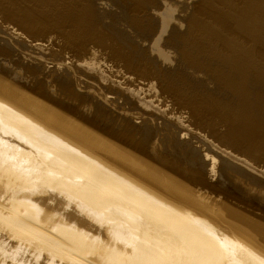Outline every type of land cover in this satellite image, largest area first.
Instances as JSON below:
<instances>
[{"label":"rangeland","instance_id":"1","mask_svg":"<svg viewBox=\"0 0 264 264\" xmlns=\"http://www.w3.org/2000/svg\"><path fill=\"white\" fill-rule=\"evenodd\" d=\"M66 2L70 4L66 5L70 8L66 19H70L68 24L73 22L72 30L60 21L57 12L61 9L57 8L56 14H51V21L57 19L52 21L48 37L36 41L43 42L42 49L32 46V40L5 23L0 14V87L10 88L25 110L47 125L57 124L67 137L97 151L102 149L93 141L106 143L150 167L154 174L173 180L178 186L171 189L147 179L178 197L181 206L201 219L264 247V237L257 239L251 230L220 215L221 210L233 213L264 230V158L250 160L222 146L206 129L194 124L191 115L199 107L203 116L207 113L205 118L220 119L230 126L245 123L264 141V0ZM95 59L138 82H152L157 100H161L153 105L162 112L138 106L121 86L105 83L110 90L104 92V83L79 63ZM108 73L111 77L112 72ZM116 91L123 94L116 95ZM177 118L191 129L187 140L176 134ZM224 126L221 123L218 129ZM205 153L215 162L217 174L210 171ZM116 162L124 165L120 159Z\"/></svg>","mask_w":264,"mask_h":264},{"label":"bare ground","instance_id":"2","mask_svg":"<svg viewBox=\"0 0 264 264\" xmlns=\"http://www.w3.org/2000/svg\"><path fill=\"white\" fill-rule=\"evenodd\" d=\"M66 1L0 0V14L5 23L14 25L17 31L31 39L32 46L42 49L43 42L36 41L48 35L52 21L57 19L53 16L51 21V14H56L57 8L61 9L57 12L60 21L66 22L68 30L73 28V22L68 24L70 19H66L70 10ZM11 32L15 36L20 34L14 29ZM95 60L79 63L98 77V82L104 83L101 88L104 92L110 90L105 83L121 86L122 92L138 102V106L158 108L153 105L159 100L152 82H138L137 78L122 75ZM107 72H112V76ZM0 89V264H264V247L259 241L227 232L201 219L181 206L178 197L163 192L147 179L171 189L178 186L173 180L154 174L150 167L106 143L93 141L102 149L97 151L67 137L57 124L47 125L25 110L23 101L13 95L10 88ZM133 106L136 109V104ZM158 110L159 113L160 108ZM200 110L198 107L191 113L195 117H192L194 124L206 129L222 146L250 160L264 158V141L253 128L245 123L230 126L220 119L205 118L207 113L203 116ZM145 113L144 116H148V112ZM175 121L178 124L174 126L176 134L187 138L191 129L187 130L185 124L180 123L182 120ZM221 123L225 124L222 130L218 129ZM204 155L205 162L211 163L210 171L214 172L215 162L206 153ZM117 159L124 165L117 163ZM220 215L231 224L251 230L257 239L264 237V230L259 226L245 223L224 210Z\"/></svg>","mask_w":264,"mask_h":264}]
</instances>
